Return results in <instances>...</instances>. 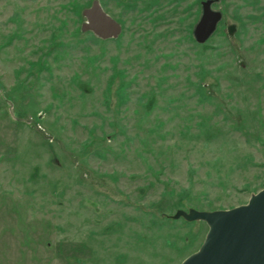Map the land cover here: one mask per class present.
Segmentation results:
<instances>
[{
	"label": "rangeland",
	"instance_id": "374dc122",
	"mask_svg": "<svg viewBox=\"0 0 264 264\" xmlns=\"http://www.w3.org/2000/svg\"><path fill=\"white\" fill-rule=\"evenodd\" d=\"M0 0V264H180L264 188V0ZM99 3L121 26L85 24Z\"/></svg>",
	"mask_w": 264,
	"mask_h": 264
},
{
	"label": "water",
	"instance_id": "95a60500",
	"mask_svg": "<svg viewBox=\"0 0 264 264\" xmlns=\"http://www.w3.org/2000/svg\"><path fill=\"white\" fill-rule=\"evenodd\" d=\"M215 0L202 3L203 12L194 35L198 42H206L216 31L223 14L214 10ZM87 29L108 38L117 36L121 27L95 3L86 12ZM204 221L209 230L197 251L180 264H264V188L252 194L245 204L229 209H178L174 219Z\"/></svg>",
	"mask_w": 264,
	"mask_h": 264
},
{
	"label": "flooded vegetation",
	"instance_id": "af4514ba",
	"mask_svg": "<svg viewBox=\"0 0 264 264\" xmlns=\"http://www.w3.org/2000/svg\"><path fill=\"white\" fill-rule=\"evenodd\" d=\"M205 1V0H204ZM217 2H219V0H215L214 2H213V4H212V8H213V6H214V4L215 3H217ZM203 3V2H202ZM95 4V3H94ZM99 4V3H98ZM94 6V5H93ZM93 6L92 7H90L88 10H90L91 8H93ZM101 6V5H100ZM101 8H102V10L108 15V16H110L113 20H115L119 25H120V23L112 16V15H110L109 13H107L104 9H103V7L101 6ZM87 10V11H88ZM86 11V12H87ZM86 12H85V16L87 17V19H88V16L86 15ZM121 27V26H120ZM93 31V30H92ZM120 31H121V29H120ZM120 31H119V33L117 34V36H119V34H120ZM94 32V31H93ZM95 33V32H94ZM117 36H111V37H108V38H116Z\"/></svg>",
	"mask_w": 264,
	"mask_h": 264
}]
</instances>
